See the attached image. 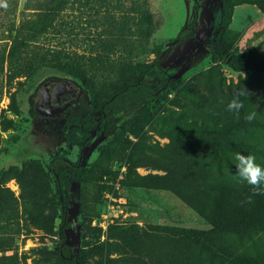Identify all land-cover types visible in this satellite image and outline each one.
<instances>
[{
    "label": "trees",
    "instance_id": "16d2710c",
    "mask_svg": "<svg viewBox=\"0 0 264 264\" xmlns=\"http://www.w3.org/2000/svg\"><path fill=\"white\" fill-rule=\"evenodd\" d=\"M124 1L5 0L7 8L0 6V38L11 40L0 42V74H4L6 85H34L52 75L71 78L85 88L96 105L95 110L65 120L63 139L67 146L77 148V161L57 154L48 164V175L39 165V173L52 183V202L59 205L57 217L44 212L38 196L28 190L24 171H0V234L6 233L3 226L10 223L17 226L19 233V227L27 234L32 230L45 235L56 232L59 245L55 253L62 264H88L86 251H74L66 244L65 236L70 207L78 206L85 195L84 188L93 182V170L81 160V154L95 137L115 133L118 115L134 110L139 102L150 104L158 100L172 83L162 66L165 57L148 64L133 60L135 51L144 48L161 27V16L149 9L146 0L129 8H125ZM238 3L260 5L264 0H218L221 13L217 32L210 42L212 60L237 74L264 79V54L256 47L242 55L234 50L236 36L230 34L228 27ZM75 12L83 14V24L94 28L90 45L83 50L73 37ZM185 31L187 35L176 44L194 36L195 22L186 25ZM255 96L260 108L264 105L263 83ZM10 101L15 104L14 93L10 94ZM247 114L240 112L234 117L225 112L216 116L211 125L186 123L181 116L164 117L161 120L165 127L176 134L169 136L166 146L159 148L142 140L132 144L126 140L131 144L128 154L120 146L118 154L123 162L119 168L124 166L125 173H135L136 168L147 163L158 165L154 169L163 171L162 176L141 180L173 193L211 227L199 231L156 226L144 234L146 239L141 244V238L135 240L137 234L133 232H115L123 236L126 253L132 256L130 264H210L213 260L264 264V251L252 255L235 252L231 238L232 234H247L250 238L264 234V195H253L251 188L240 181L234 159L236 153L252 154L258 164L264 165V146L253 141L256 118L248 122ZM151 118L154 116L143 109L120 127L132 135L141 120ZM0 125L6 131L12 121L3 120ZM107 173L104 170L102 177ZM12 179L21 186L19 199L5 187ZM31 185L32 193L39 191L34 181ZM250 196L253 202L247 203ZM116 248L121 249L119 244ZM0 264L20 262L16 255H2Z\"/></svg>",
    "mask_w": 264,
    "mask_h": 264
},
{
    "label": "rangeland",
    "instance_id": "374dc122",
    "mask_svg": "<svg viewBox=\"0 0 264 264\" xmlns=\"http://www.w3.org/2000/svg\"><path fill=\"white\" fill-rule=\"evenodd\" d=\"M49 3L50 0H44ZM143 0H125V8L142 5ZM149 9L162 18V25L151 37L149 43L138 52L134 61L150 63L165 57L162 66L172 79L168 91L150 104L139 102L134 110L122 113L115 118V133L106 137H95L88 149L81 154V160L93 170V182L84 188V197L78 206H71L68 217L69 228L65 233L66 244L74 251H86L88 264H130L132 256L126 253L121 237L115 232L130 231L139 244L146 239L144 234L156 226L178 227L208 231L210 224L198 215L177 196L167 190L152 187L149 181L141 179L162 176L158 165L147 163L138 167L135 173H125L119 168L123 162L118 154L120 146L128 154L131 144L139 140L148 145L162 148L169 143V136L175 137L162 120L181 116L186 123L211 125L216 116L221 117L228 103L242 89L252 95L241 97L244 107L240 112H256L253 123V141L264 146V105L258 107L256 89L264 79L255 75L237 74L212 60L210 42L217 32L220 20L218 0H146ZM83 14L75 12L73 37L81 50L90 45L94 28L83 24ZM88 16V15H87ZM85 17V16H84ZM195 22L194 36L188 41L176 44L187 35L186 25ZM230 34L236 36L234 50L238 55L256 47L264 54V3L260 5L238 3L228 27ZM0 38V42H10ZM55 80H66L81 90L71 103L60 111L41 110L37 106L40 88ZM166 89V90H167ZM15 95V104L10 94ZM88 92L76 80L57 75L45 76L34 85L13 83L7 86L4 74H0V123L11 120L8 130L0 125V171L13 169L26 174L25 185L35 194L44 206V212L57 217L59 205L52 202L54 194L49 177L39 173V165L48 175L51 159L61 154L70 161L78 159L76 147L65 144L63 131L65 120L84 115L95 110ZM13 108L16 112L14 113ZM154 118L140 121L139 126L128 135L121 124L142 110ZM232 113L234 117L237 115ZM264 148V147H263ZM264 162V158L262 159ZM264 166V165H261ZM108 173L102 177V172ZM117 174V175H116ZM154 180V179H153ZM39 191L32 193V182ZM5 187L19 199L21 186L16 179ZM94 200L88 202L87 200ZM52 202V203H51ZM0 234V256L16 255L20 264H62L55 251L59 245L56 232L45 235L38 230L26 233L11 223ZM58 227V220L55 229ZM112 232V233H111ZM235 252L248 255L264 251V234L250 238L247 234H232ZM5 242V243H3ZM12 242V244H11ZM116 244L120 250L117 251ZM9 249L4 252V249ZM210 264H231L229 261L213 260ZM234 264H243L240 260Z\"/></svg>",
    "mask_w": 264,
    "mask_h": 264
},
{
    "label": "clouds",
    "instance_id": "9594fccd",
    "mask_svg": "<svg viewBox=\"0 0 264 264\" xmlns=\"http://www.w3.org/2000/svg\"><path fill=\"white\" fill-rule=\"evenodd\" d=\"M0 6L7 8L5 0H0ZM252 95L247 89L242 88L234 98L228 103L227 110L234 112L237 117L240 110L244 107L241 97H247ZM256 118V112H251L245 116L248 122L253 121ZM236 161V169L239 175L240 181L246 183L252 190L253 195H264V166H261L256 162V157L252 154L244 155L236 153L234 156ZM247 203H252L251 196L248 197Z\"/></svg>",
    "mask_w": 264,
    "mask_h": 264
},
{
    "label": "water",
    "instance_id": "95a60500",
    "mask_svg": "<svg viewBox=\"0 0 264 264\" xmlns=\"http://www.w3.org/2000/svg\"><path fill=\"white\" fill-rule=\"evenodd\" d=\"M79 93L81 90L78 87L66 80H55L49 82L38 92L37 106L46 105L48 102L58 100L59 96L65 93Z\"/></svg>",
    "mask_w": 264,
    "mask_h": 264
},
{
    "label": "flooded vegetation",
    "instance_id": "af4514ba",
    "mask_svg": "<svg viewBox=\"0 0 264 264\" xmlns=\"http://www.w3.org/2000/svg\"><path fill=\"white\" fill-rule=\"evenodd\" d=\"M80 93L79 91L77 93H65L61 96H59L58 100L48 102L46 105H40L39 108L41 110H47V111H60L63 110L68 106L69 103H71V99H73L75 96H78Z\"/></svg>",
    "mask_w": 264,
    "mask_h": 264
},
{
    "label": "built area",
    "instance_id": "2783aa9c",
    "mask_svg": "<svg viewBox=\"0 0 264 264\" xmlns=\"http://www.w3.org/2000/svg\"><path fill=\"white\" fill-rule=\"evenodd\" d=\"M121 171L122 172H124L125 171V167L123 166V167H121Z\"/></svg>",
    "mask_w": 264,
    "mask_h": 264
}]
</instances>
